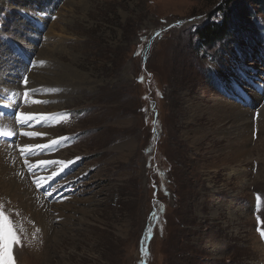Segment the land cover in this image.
<instances>
[{"label":"rangeland","instance_id":"rangeland-1","mask_svg":"<svg viewBox=\"0 0 264 264\" xmlns=\"http://www.w3.org/2000/svg\"><path fill=\"white\" fill-rule=\"evenodd\" d=\"M223 13L237 15L230 39L197 50L195 31ZM213 98L253 112L251 151L238 163L219 166L228 146L214 134L198 151L185 139L187 125L188 137L213 129L203 113ZM33 101L56 143L27 152L45 157L46 169L22 160L23 171L49 175L57 158L71 159L36 187L37 199L56 205L81 193L90 202L35 253L0 191L22 242L13 264H264V8L256 0H0V117L12 106L15 120ZM39 209L26 201L19 218ZM25 223L42 241L40 223Z\"/></svg>","mask_w":264,"mask_h":264},{"label":"bare ground","instance_id":"bare-ground-1","mask_svg":"<svg viewBox=\"0 0 264 264\" xmlns=\"http://www.w3.org/2000/svg\"><path fill=\"white\" fill-rule=\"evenodd\" d=\"M212 102L213 103L211 106L203 107V113H205L208 116V119L212 121L214 126L213 129L207 128L202 134L198 135L197 133H194L193 137H188L187 135H189V133H193L195 131H188L189 125H187V127H185L187 130L184 131L185 139L191 142L192 146L195 148V151H198L201 139H207L210 135L214 134L216 139L225 140L228 146L220 151L221 155L224 154L226 156H224L225 158H222L221 164H219V166L221 167V165L224 166L225 164L227 165L229 163H238L244 160L245 156L248 155V152L251 151L247 147V143L248 133L252 126L251 117L253 112H251L243 104L235 103V100L226 102L222 99L213 98ZM33 104L34 103L30 102V106L27 104V107L20 111V114L32 117L31 120L25 121L23 124H21L17 119L11 120L10 113L13 110L12 106L7 108L8 111H5L6 113L4 112V114L1 115L5 118L0 117V138L5 137L6 139L5 142H1L2 140H0V191L3 192V195L5 196L1 206L7 207L9 211L14 212L17 217L16 219H18L17 221L22 226V233L24 235L23 237H25V240L29 243L30 248L35 252L38 250L40 243H42L44 240L46 245H48L49 242H51L52 245L55 243L59 234L64 235L66 231H70L72 229L70 227L72 224L70 222L72 220L71 213H80L83 216L86 215V211L81 206H84V204L90 201H88L86 198H83L81 193H79L80 196L78 195L77 197L73 196L72 198H67V196L61 200L60 204L56 205H47V201L44 202L43 199H37L36 187H43L44 185L47 186L50 184L52 179L57 176L59 171L55 170L64 168L65 164L66 166L68 165L67 163L59 162H69L71 159H69L67 156L57 158L58 165H56V169L54 171H50L49 175H47L49 171L36 173L31 170V174L28 176L25 173L26 171H23V166L21 164L22 160H26L28 163L31 162L33 165H42L46 169L45 165L47 164V160H45V157L37 156L34 159H31V154L27 152L33 150L36 147H40V145H44L45 147L54 145L53 135L49 131L42 129L44 125L41 126L42 120L45 117V112H42L41 108H31V105ZM201 108L202 107L200 105L193 106V115L200 113ZM39 126L40 128L38 129L37 127ZM196 129V127L192 128V130ZM23 132H35L37 135L23 136L21 135ZM215 142L216 144L219 143L218 141ZM25 146L32 147L25 151L26 153L20 154V148ZM213 146L215 145L211 144V148ZM41 148L43 149L44 147ZM122 148L128 149L130 151L132 145L128 144L124 147H121V149ZM122 154L123 153L121 152V155ZM215 161L214 163L216 164L217 162ZM219 166L213 167L218 169ZM207 168H209V166H207ZM83 193H85V190ZM25 200L31 204L32 202L37 204L39 203L40 209L37 211V213H39L33 214L31 216L32 218H28V220L35 219L40 223L39 226L41 228L42 241L38 240L40 232L35 238H32L33 233L31 232L29 225L25 223V221L27 222L28 220L26 218V220L23 219V217H20L21 219L19 218V214H24L27 216L26 213L29 211L24 210L26 206ZM19 201L21 203L20 207H22L21 210L16 208V204ZM39 218L42 220H39ZM57 220L58 222H56ZM46 248L49 251L50 248ZM47 249L45 250L46 252H48ZM40 257L42 256L40 255ZM48 258V254L43 256V260L45 261H48Z\"/></svg>","mask_w":264,"mask_h":264},{"label":"trees","instance_id":"trees-1","mask_svg":"<svg viewBox=\"0 0 264 264\" xmlns=\"http://www.w3.org/2000/svg\"><path fill=\"white\" fill-rule=\"evenodd\" d=\"M256 2L261 8H264V0H256ZM221 10L218 9V11ZM236 16L231 13L228 15L223 13L220 23L207 22L204 26L197 29L195 31L197 50H205L214 47L216 44L226 43L236 29L233 26Z\"/></svg>","mask_w":264,"mask_h":264},{"label":"snow or ice","instance_id":"snow-or-ice-1","mask_svg":"<svg viewBox=\"0 0 264 264\" xmlns=\"http://www.w3.org/2000/svg\"><path fill=\"white\" fill-rule=\"evenodd\" d=\"M159 35V34H157ZM25 84H27V81H24ZM28 93H25V96H27ZM33 103H36V101H33ZM16 119L20 121L21 124H23L25 121H29L32 119L31 116L23 115L20 113H16ZM23 136H35L37 135L35 132H23L21 133ZM63 139V138H61ZM53 143H56V141H53ZM32 146H25L20 148V152L24 153ZM40 147H45L44 145H40ZM59 163H67V162H59ZM261 237L264 238V231L260 232ZM22 244L20 239L15 234L10 219L7 215H5L3 210H0V264H13L12 259V249L14 245Z\"/></svg>","mask_w":264,"mask_h":264}]
</instances>
